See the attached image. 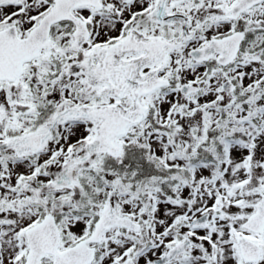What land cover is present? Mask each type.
Returning <instances> with one entry per match:
<instances>
[{
  "label": "snow or ice",
  "instance_id": "snow-or-ice-1",
  "mask_svg": "<svg viewBox=\"0 0 264 264\" xmlns=\"http://www.w3.org/2000/svg\"><path fill=\"white\" fill-rule=\"evenodd\" d=\"M0 264H264V0H0Z\"/></svg>",
  "mask_w": 264,
  "mask_h": 264
}]
</instances>
